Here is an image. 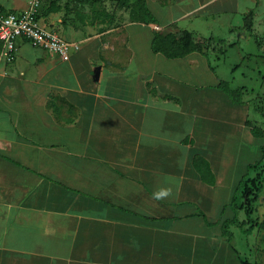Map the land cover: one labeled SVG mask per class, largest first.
<instances>
[{
	"label": "crops",
	"instance_id": "0c3cea01",
	"mask_svg": "<svg viewBox=\"0 0 264 264\" xmlns=\"http://www.w3.org/2000/svg\"><path fill=\"white\" fill-rule=\"evenodd\" d=\"M121 2L40 0L41 23L72 44L69 60L19 38L9 63L0 42V264H243L247 238L239 245L223 224L264 157V0H146L154 20ZM156 24L210 45L155 53ZM159 55L204 64L241 102L190 101L189 77L158 68ZM200 158L210 169L195 167ZM221 208L233 216L213 224Z\"/></svg>",
	"mask_w": 264,
	"mask_h": 264
},
{
	"label": "rangeland",
	"instance_id": "374dc122",
	"mask_svg": "<svg viewBox=\"0 0 264 264\" xmlns=\"http://www.w3.org/2000/svg\"><path fill=\"white\" fill-rule=\"evenodd\" d=\"M134 2L135 1H130V3L126 4L121 2L118 3V5H120V7L122 8L125 6L130 7V5H134ZM152 9L154 12L156 11L153 6ZM133 17L136 20L142 19L140 17V14L136 10ZM181 26L183 27V25ZM161 29L163 30L164 34L162 42L165 46L171 45L172 40L175 39L173 38V35H183L182 32L179 31L168 35L169 33L164 28ZM126 36L127 35L124 32H122V34L119 32L114 34V37H116L118 41L125 40ZM151 36L152 33H149L148 35L144 34L142 38H139L141 50L143 52V56L140 57L145 58L146 56L147 59L153 57L149 48ZM185 42H187V40H185ZM201 44L205 46L208 44L210 45L207 40H203ZM121 51L123 53H126L124 49H121ZM159 56L160 59L159 61H157L158 68L160 64H162L165 72L175 70L180 72V76L189 77L187 78L188 82L190 83L191 88L194 90L192 98L191 96H189L190 101L192 100L194 102L197 95L198 104H205L206 107H211L213 105H223L228 100V97L231 101L234 102L232 97L229 96L222 88H220L219 86H217L218 89L213 87V85L215 84V78L213 74L206 72V67L204 64H201L196 68V66H193L187 60L175 61L165 59L161 55ZM150 64H154V62L150 61ZM219 80L223 79L219 78ZM227 84L230 89L235 88V86L230 81L228 82V80ZM184 85L186 87L185 82L181 86L182 89L180 88V94H183L185 99L188 100L185 88L183 87ZM236 97L240 98V101L242 100L240 93L237 94ZM259 99L260 100L256 101V107L264 109V98ZM181 102L183 103V98H181ZM255 114L260 116L259 111L256 110L250 114V117H253ZM256 120L259 126L264 125V119L261 121L260 119ZM232 205L234 207L233 210L236 213L234 217L237 218L239 223H230L228 226V233L230 234V236H236L239 245L241 244V242H244L242 241V235H245L247 238L248 250L242 256V263L264 264V160H260L259 162H257L256 166L253 168V174L246 176V178L242 181V186L238 193L234 196ZM213 211L214 214L216 213L217 215V217L215 216L214 219H212L213 224L217 223L218 220L220 221L225 218L228 215L227 212L231 213L226 208L213 209ZM231 215L233 216L232 213ZM240 223L242 225H240ZM215 232H219V230H216Z\"/></svg>",
	"mask_w": 264,
	"mask_h": 264
},
{
	"label": "built area",
	"instance_id": "2783aa9c",
	"mask_svg": "<svg viewBox=\"0 0 264 264\" xmlns=\"http://www.w3.org/2000/svg\"><path fill=\"white\" fill-rule=\"evenodd\" d=\"M40 0H32L22 11H10L0 7L1 58L11 63L16 58L17 40L26 39L33 46L69 60L72 44L57 32L43 25L39 18Z\"/></svg>",
	"mask_w": 264,
	"mask_h": 264
},
{
	"label": "trees",
	"instance_id": "16d2710c",
	"mask_svg": "<svg viewBox=\"0 0 264 264\" xmlns=\"http://www.w3.org/2000/svg\"><path fill=\"white\" fill-rule=\"evenodd\" d=\"M124 4L129 3L130 0H121ZM134 10H136L142 19L149 18L151 20H154V16L152 15L151 11L147 7L146 0H136L134 2ZM249 19L248 26L251 28V23H252V14L248 15L247 17ZM154 38L152 41V50L155 53H163L165 56L169 58H175V57H182L185 56L191 52L198 51V52H203V46L202 44L195 43L192 37V34L184 31L182 32V36L178 35H173L174 40H172V43L170 46H165L163 44V30L158 26V24L155 25L154 29ZM168 35H171L169 33ZM187 40V42H185ZM219 87L222 88L229 96L232 97L234 102L240 103L241 101L239 100L240 98L236 97L239 89H230L228 87V84L224 80H220ZM264 152V149H263ZM264 160V157L263 159ZM202 164L206 166L207 169H210V166L207 161L198 159L194 161V165L198 170H201ZM256 166L253 165L251 168L253 169ZM239 221L235 217L232 220L225 221L223 224V232L228 234V226L230 223H236ZM240 225H242L240 223ZM229 235V234H228ZM260 264V263H258Z\"/></svg>",
	"mask_w": 264,
	"mask_h": 264
},
{
	"label": "water",
	"instance_id": "95a60500",
	"mask_svg": "<svg viewBox=\"0 0 264 264\" xmlns=\"http://www.w3.org/2000/svg\"><path fill=\"white\" fill-rule=\"evenodd\" d=\"M95 75H96V79H98V77H99V71H97Z\"/></svg>",
	"mask_w": 264,
	"mask_h": 264
},
{
	"label": "clouds",
	"instance_id": "9594fccd",
	"mask_svg": "<svg viewBox=\"0 0 264 264\" xmlns=\"http://www.w3.org/2000/svg\"><path fill=\"white\" fill-rule=\"evenodd\" d=\"M164 194H161V197L163 196ZM161 197H157V198H161Z\"/></svg>",
	"mask_w": 264,
	"mask_h": 264
}]
</instances>
